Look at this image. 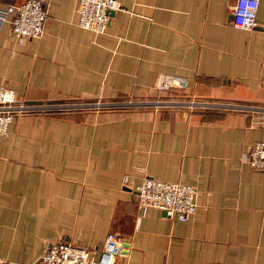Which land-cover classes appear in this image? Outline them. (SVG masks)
Masks as SVG:
<instances>
[{
  "label": "crops",
  "instance_id": "1",
  "mask_svg": "<svg viewBox=\"0 0 264 264\" xmlns=\"http://www.w3.org/2000/svg\"><path fill=\"white\" fill-rule=\"evenodd\" d=\"M117 2L100 35L77 26V0H47L39 39L0 25V88L92 111L35 112L0 136V259L38 264L63 242L98 255L117 234L115 264H264V172L242 162L264 141V0L250 31L232 24L236 0ZM183 80L190 98L235 108L124 106ZM146 178L194 186L195 214L141 210Z\"/></svg>",
  "mask_w": 264,
  "mask_h": 264
},
{
  "label": "built area",
  "instance_id": "2",
  "mask_svg": "<svg viewBox=\"0 0 264 264\" xmlns=\"http://www.w3.org/2000/svg\"><path fill=\"white\" fill-rule=\"evenodd\" d=\"M77 26L97 35L107 31L111 11H120L117 0H77ZM260 0H236L233 8L232 24L240 30H253L258 26L257 14ZM254 10V11H253ZM249 23H245V21ZM48 21L47 0H27L22 5L0 7V25L7 22L11 26L19 44L29 39L43 36ZM184 81V80H183ZM170 83L160 84L159 96L172 97L177 101H157L156 106L183 107L193 113L195 110L234 109V106L219 105L214 102L200 101L190 98L184 90L186 85ZM158 96V97H159ZM151 104V103H150ZM150 104H138L150 105ZM134 105V104H129ZM89 105L44 106L30 104L17 97L12 89L0 88V136L8 134L15 121L35 112H62L71 109L89 108ZM243 164L251 169L264 172V141L254 143L242 158ZM135 191L138 195L141 210L154 208L166 214L176 222L188 221L196 212L197 189L189 184L166 182L154 178H146ZM125 243L117 234H108L103 248L97 255L94 251L74 246L69 243L49 245L38 260V264H115L117 257L123 254ZM0 264H13L0 259Z\"/></svg>",
  "mask_w": 264,
  "mask_h": 264
},
{
  "label": "rangeland",
  "instance_id": "3",
  "mask_svg": "<svg viewBox=\"0 0 264 264\" xmlns=\"http://www.w3.org/2000/svg\"><path fill=\"white\" fill-rule=\"evenodd\" d=\"M157 101H167L168 103H171V102L177 101V100L175 98L170 97V96L164 97V98L159 96L158 98H156V100L154 99V100H152L150 102H133V101L129 102V103L134 104V105H136V104L138 105V104H141V103H144V104H150L151 103L148 106H146V105H142V106L128 105V102H127V104L124 103L125 104L124 106L128 107V108L153 107V108H156V109H165V107L156 106L154 103H156ZM61 103H63V104H58V105L72 106V107H76L78 105H82L81 103L71 102V101H64V102H61ZM126 105H128V106H126ZM167 108H171V107H167ZM97 109H100V108H97ZM90 112H92V111L85 112V111H82V110H79V109H73V110H70V111L69 110H67V111L64 110L63 112H56V113H54V112H43V114H40V115H56V114H60V115H65L66 116V115H71V114H75V113H82V115H88V114H90Z\"/></svg>",
  "mask_w": 264,
  "mask_h": 264
},
{
  "label": "water",
  "instance_id": "4",
  "mask_svg": "<svg viewBox=\"0 0 264 264\" xmlns=\"http://www.w3.org/2000/svg\"><path fill=\"white\" fill-rule=\"evenodd\" d=\"M114 15V11L110 12V17ZM165 214V213H164ZM166 215V214H165Z\"/></svg>",
  "mask_w": 264,
  "mask_h": 264
},
{
  "label": "clouds",
  "instance_id": "5",
  "mask_svg": "<svg viewBox=\"0 0 264 264\" xmlns=\"http://www.w3.org/2000/svg\"><path fill=\"white\" fill-rule=\"evenodd\" d=\"M253 11H254V10H253ZM245 23L247 24V23H249V21L246 20Z\"/></svg>",
  "mask_w": 264,
  "mask_h": 264
}]
</instances>
